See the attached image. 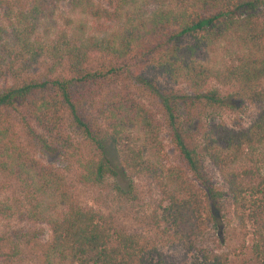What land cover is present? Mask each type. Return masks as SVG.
<instances>
[{
  "label": "trees",
  "instance_id": "16d2710c",
  "mask_svg": "<svg viewBox=\"0 0 264 264\" xmlns=\"http://www.w3.org/2000/svg\"><path fill=\"white\" fill-rule=\"evenodd\" d=\"M59 3L95 30L67 19L43 39ZM0 10V177L19 186L26 218L48 227V240L33 251L36 264L170 263L149 238L81 206L63 174L18 142L12 119L44 152L72 157L78 183L125 171L150 178L161 195L157 220L185 264H229L199 244L208 211L201 188H212L199 137L264 264V0H0ZM46 55L45 71H33ZM209 81L230 92L208 89ZM230 95L259 106L248 127L191 125L207 107L231 106ZM161 127L175 163L161 161Z\"/></svg>",
  "mask_w": 264,
  "mask_h": 264
},
{
  "label": "rangeland",
  "instance_id": "374dc122",
  "mask_svg": "<svg viewBox=\"0 0 264 264\" xmlns=\"http://www.w3.org/2000/svg\"><path fill=\"white\" fill-rule=\"evenodd\" d=\"M105 1L107 0H93L95 4L100 5H104ZM67 19L84 22L90 32L95 30L94 22L89 24L88 18L72 17L67 6L59 3L52 9L51 17L45 22L47 32H39L41 37L45 40L52 39L56 32L67 27L65 24ZM261 21L264 24V10L261 13ZM51 62L50 57L42 56L33 71L43 72ZM207 88H215L221 94L230 92L229 88L219 87L212 81L208 82ZM232 97L231 95L228 97V100H232L231 106L207 107L199 112L191 125L206 126L211 122H220L231 129L248 127L257 114L259 106L237 98L232 99ZM142 100L152 111L158 109L154 99L144 96ZM156 118L160 116L156 115ZM12 120L18 142L34 158L43 163L52 164L63 174L72 195L81 206L107 213L113 218L116 226L127 232L149 238L168 263L185 264L180 248L164 234L162 225L157 220L161 195L150 178L132 175L125 171L116 177H105L98 184L78 183L76 180L77 163L72 157L44 152L40 144L27 136L15 119ZM63 128L74 143H81L80 137L72 128L67 125ZM191 129L201 130L202 128ZM158 131L162 144L161 154H164L160 156L161 161L177 162L176 154L168 141L166 128H158ZM196 141L203 171L212 186L210 191L204 187L201 188V191L206 194L205 202L208 211L204 215L205 226L199 237V244L207 250L226 254L229 264H257L250 249L252 228L249 222L243 223L234 212L218 172L201 154L199 137ZM253 164L259 165L260 162L255 160ZM24 209L17 183L0 177V246L2 250L0 264H36L33 255L34 248L37 243L49 238L48 227L43 223L28 220Z\"/></svg>",
  "mask_w": 264,
  "mask_h": 264
}]
</instances>
